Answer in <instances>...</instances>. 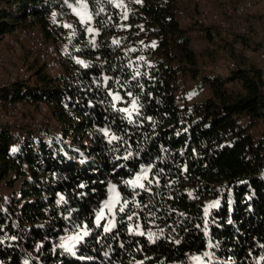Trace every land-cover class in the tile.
<instances>
[{"label": "trees", "instance_id": "trees-1", "mask_svg": "<svg viewBox=\"0 0 264 264\" xmlns=\"http://www.w3.org/2000/svg\"><path fill=\"white\" fill-rule=\"evenodd\" d=\"M175 4L88 0L95 37L65 0L0 7V40L36 26L65 51L56 75L35 60L33 83L0 88L2 98L49 107L38 127L20 135L0 124V184L19 183L9 199L0 195V264H199L197 256L207 264H264V67L235 55L224 38L207 52L192 49L193 24H180ZM227 53L234 71L202 70ZM134 98L139 115L129 122L119 109ZM111 135L118 139L110 143ZM142 168L151 169L140 181L150 191L126 183ZM111 184L119 207L128 205L106 233L96 215ZM83 225L90 234L75 255L59 247Z\"/></svg>", "mask_w": 264, "mask_h": 264}, {"label": "built area", "instance_id": "built-area-1", "mask_svg": "<svg viewBox=\"0 0 264 264\" xmlns=\"http://www.w3.org/2000/svg\"><path fill=\"white\" fill-rule=\"evenodd\" d=\"M256 11L264 16V0H177L173 8V14L180 24H193L192 49L207 52L215 47L220 38H224L232 43L235 55L245 58H250L251 50L245 49L241 37L249 33L247 19ZM218 30L221 34L217 33ZM2 41L17 53L27 51L34 60L45 65L48 74L60 72L63 53L58 46L46 41L38 27H20L7 34ZM260 58L264 61V52ZM236 68V59L227 53L212 64H204L202 70L224 76ZM17 80L33 83L34 74L26 66L8 63L0 52V88ZM32 108L26 100L0 97V124L17 132L24 131L28 125L38 127L48 115L49 107L40 102L36 108ZM29 111L34 112L30 114Z\"/></svg>", "mask_w": 264, "mask_h": 264}, {"label": "rangeland", "instance_id": "rangeland-1", "mask_svg": "<svg viewBox=\"0 0 264 264\" xmlns=\"http://www.w3.org/2000/svg\"><path fill=\"white\" fill-rule=\"evenodd\" d=\"M114 1L117 4H120V2L122 0H114ZM216 1H219V0H216ZM5 2H6V0H0V7L3 6L5 4ZM71 13L80 22L79 18L72 11V9H71ZM64 19H66V17H64ZM247 24H248V32L249 33L246 34V36L241 37V38H242L243 45L246 47L245 49L251 50V55H250V58H245V57L244 58L249 61L248 64H253V65H256V66H259V67H264V61L260 58V54L262 52H264V16L260 12L256 11V13H254L253 16L250 17V19L249 18L247 19ZM81 25L84 26L85 29H86V26L84 24L81 23ZM88 27L94 28L96 30V32H97V28H96V26L94 24V18L92 19V21L88 25ZM86 32H87V30H86ZM9 34H11V33H9ZM87 34L90 35V33H88V32H87ZM92 35L95 37L96 33H92ZM0 52L4 55L5 60L8 63H10V64H12L14 66H26V67H28V69L32 70L33 74H34L35 68L39 67L37 62L30 56V54L27 51L24 50L23 52L17 53L13 49H11L9 46H7L3 41L1 42V40H0ZM63 53L65 54V51ZM217 56H219V54ZM203 95L206 96L207 94L205 92H203L202 96ZM33 108H35V107H33ZM33 112L34 111H29L30 114H33ZM45 123L47 125V128L53 130V132L56 131L58 126L56 125L55 122H52V121L50 122V119L48 118ZM29 133L30 132H26L25 134L27 135ZM14 135H20V133H18L17 131H14ZM113 187L115 188V192L111 191V189ZM18 189H19V183H17V182L13 183L11 185H7V184H5V182H2L0 184V195L4 199H9L10 196L15 191H17ZM117 193H119V198H120V203H121L122 199H121V194H120L119 188L117 187V185L111 184L109 189H108V197L103 202V204H102V206H101V208L99 210V212L101 210L104 211V218L100 221V223L103 222L104 225H106L109 220L114 218L115 227H116V224H117V210H118L120 204L114 205L111 212L107 208H105V204L109 201L110 198L116 199L117 198L116 197ZM113 214H114V216H113ZM76 232L70 233L69 235H67V237L71 236V235H74ZM199 264H207V263H206V260L203 259V257H202L199 260Z\"/></svg>", "mask_w": 264, "mask_h": 264}, {"label": "snow or ice", "instance_id": "snow-or-ice-1", "mask_svg": "<svg viewBox=\"0 0 264 264\" xmlns=\"http://www.w3.org/2000/svg\"><path fill=\"white\" fill-rule=\"evenodd\" d=\"M65 3L68 4L69 8L72 9V11L77 15V17L79 18L80 22L82 24H84L86 26V30L88 33L92 34V33H96L98 34V32H96V30L92 27H88V25L91 23L92 19H93V14L89 11V6H88V0H73V3H69L68 0H65ZM102 11V9H101ZM98 14V13H97ZM53 18L55 19V13L53 14ZM125 18H127L125 16ZM65 27L71 28L72 25H64ZM93 43H95V41H92ZM114 43H118V41H114ZM155 45H153L154 47ZM141 59H143V57H141ZM77 63H81L83 64V61H77ZM84 67H88L87 64H84ZM107 80V78H105ZM109 95L112 96L114 101L120 100L121 97L118 94H113L112 92H109ZM129 95H132L131 93H129ZM120 112L126 113L129 119V122H133L132 121V114L135 113L136 115H139V111H138V101L134 98L131 102V108H121L119 109ZM104 135L105 136H109V131L107 129H103ZM118 139L117 136L115 135H111V138L109 140V142L111 143L112 140H116ZM13 151H15V149H13ZM131 155V154H129ZM124 159H128L127 156L124 157ZM186 170V169H185ZM151 169L150 168H142L141 169V175H138L135 180H128L126 181V183H128L129 185H131L133 187V189L135 190V188L139 187L140 189L144 190V191H150L149 188L145 187V185L143 183H140V181L142 179H147V173L150 172ZM149 184L152 183L151 180L148 181ZM156 183L159 184V180H156ZM81 187H84V185H81ZM111 191L115 192V188L113 187L111 189ZM191 195V193L189 194ZM116 199L110 198L109 201L105 204V208H107L110 212L113 209V206L116 204H120V198H119V193L116 194ZM60 201H64V197L61 196L60 197ZM128 205V201L125 199L123 204L119 207L118 211L123 213L125 212V209L127 208ZM137 207H140L139 204L136 205ZM214 205H209V208L213 207ZM208 213V209H205V214ZM114 216V214H113ZM104 218V211L101 210L97 216H96V221L97 227H100V221ZM128 219L131 220L132 219V215L129 214L128 215ZM115 227V221L114 218L109 220L108 223L106 225H104V232H110L113 228ZM137 228H139V225H137ZM131 230V229H130ZM90 232L88 229L87 225H83L79 231H77L74 235L68 236V237H62L61 238V243L59 244V247L62 248L64 251L66 252H70L73 255H75V252L73 251V249L76 247V244L83 241L84 237L89 236ZM137 235H144V232H137ZM148 239L150 241L154 242V237L155 234L149 232L148 234ZM11 239L15 240L16 238L13 236L11 237ZM3 241L0 240V243H2ZM213 245L211 244V242L209 243V247H212ZM204 256L209 257L211 256L210 253L205 252ZM194 259H196L197 261L200 260V257L197 256ZM25 264H27V262H25Z\"/></svg>", "mask_w": 264, "mask_h": 264}]
</instances>
